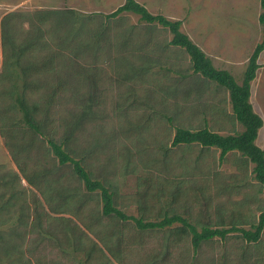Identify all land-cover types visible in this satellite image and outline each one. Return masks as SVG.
I'll list each match as a JSON object with an SVG mask.
<instances>
[{
  "label": "rangeland",
  "instance_id": "374dc122",
  "mask_svg": "<svg viewBox=\"0 0 264 264\" xmlns=\"http://www.w3.org/2000/svg\"><path fill=\"white\" fill-rule=\"evenodd\" d=\"M125 1L0 0V21L8 13L22 14L13 23L17 43L30 29L27 16L37 11L70 9L80 17L75 26L101 31L97 36L81 33L79 51L57 35L44 36L46 48L41 44L40 52L24 54L21 63L53 56L51 65L27 74V91L17 67L16 93L24 92L28 103L43 104L36 120L110 190L126 216L154 222L179 215L199 232L203 227L250 230L264 206V186L254 179L253 165L236 151L220 162L215 148L170 146L175 128L204 125L193 121V85L200 84L204 95L211 92L205 84L227 90L195 75L187 53L169 45L170 33L157 23L131 13L104 19ZM134 1L153 15L181 21V31L213 67L226 69L241 84L261 39L259 0ZM5 58L0 36V93L9 86L3 81ZM256 63L250 101L264 122V51ZM219 111L222 121L209 120L211 129H222L224 135L243 131L229 105ZM21 119L12 98L0 96V216H8L0 218V226L30 231L36 240L45 233L55 264H264V230L257 243L234 232L194 250L170 230L143 231L132 220L103 215L99 192H87ZM75 121L79 124L68 138L66 130ZM255 143L264 149V124ZM70 193L75 194L71 201ZM6 200L9 212H4Z\"/></svg>",
  "mask_w": 264,
  "mask_h": 264
},
{
  "label": "trees",
  "instance_id": "16d2710c",
  "mask_svg": "<svg viewBox=\"0 0 264 264\" xmlns=\"http://www.w3.org/2000/svg\"><path fill=\"white\" fill-rule=\"evenodd\" d=\"M259 3L261 12L258 16V23L261 27V39L254 47L249 57L242 82L239 85L235 82L230 73L213 67L211 60L181 31V21H171L162 15H153L142 4L134 0H126L113 12L103 17L105 20H113L123 13H131L139 16V20L146 23H157L170 33L171 39L168 44L180 47L187 53L191 63V71L194 74H200L228 91L233 115L236 121L243 127L241 133L237 135L221 136L209 131L207 128L190 130L177 127L175 128L170 146L176 147L178 145H190L194 143L202 149L206 148L205 150L215 148L219 150L220 162L223 161L229 152L236 151L244 157L246 161L248 160V163L250 162L253 165L252 173L254 179L264 186V149L258 147L255 143L258 131L263 126V121L261 117L253 111L249 101L251 82L254 80L256 71L259 67L256 61L260 53L264 51V0H259ZM21 17L22 14L12 12L4 15L0 21L2 52L4 56H6L3 61L4 70H2V72L6 73L3 81L7 80V83H9L7 87L8 90H3L0 96L8 99L12 98V103H14V106L17 107L21 113V120L37 137L46 141L60 166L68 165L87 192H99L102 201L103 215L112 216L122 221L132 220L136 226L143 231L170 230V232H173L176 236L179 235L180 241L189 240L194 250H197L202 242L211 241L216 237L224 239L228 234L234 232L240 233V236L247 243H257L259 241L264 230V206L259 212L257 222L251 225L250 230L236 226L215 229L203 227L200 232L179 215H172L171 217L165 216L159 221L146 222L141 218L126 216L117 209L113 200V194L110 190L101 182L93 180L80 160L73 158L60 142L48 136L44 129V122L36 120V116L40 113L39 107L43 104L35 102L28 103L24 92L16 93L17 86L15 84L17 80L21 79L17 74V67L21 69L23 75L22 79L24 80L22 88L25 90L27 86H29V83L25 81L28 73L33 71L41 73V70H45L47 66L51 65L53 56L48 57V61L46 57L41 62L35 64H30L28 62L21 63L24 54L29 51L37 50L40 52L42 49L41 44L43 48H46L42 42L44 36L57 35L67 45L74 47L73 49H75V51H79L78 47L81 44L77 42L78 36L82 34L97 36L101 31L92 33V31L87 30L88 27L85 28L84 25L75 26L80 20V17L73 10H44L37 11L27 16L28 21H30V29L23 33L24 38L22 42L17 43L16 37L18 34L14 31L13 23ZM91 17L92 16L86 17V20L90 21L92 19ZM46 23L49 25L48 27L45 26ZM60 33L62 35L61 37ZM58 81L61 84L59 79ZM50 101L51 100H48L47 103L49 104ZM46 105H44L45 110ZM78 122L79 121H75L74 124L70 123L69 130H66L68 138H71L74 134L73 126L75 128V124ZM65 140L68 141L66 138ZM73 195L75 194L70 193V195L67 196L69 197V201H71L70 198H72ZM79 205L80 204H78V206ZM78 209H80V206ZM76 248L77 246L73 247V249Z\"/></svg>",
  "mask_w": 264,
  "mask_h": 264
},
{
  "label": "crops",
  "instance_id": "0c3cea01",
  "mask_svg": "<svg viewBox=\"0 0 264 264\" xmlns=\"http://www.w3.org/2000/svg\"><path fill=\"white\" fill-rule=\"evenodd\" d=\"M195 82L201 83V81L198 82L197 79L193 81V83ZM211 85L205 84V91H211L209 95H206V93L204 95V93H202L203 89L201 90L200 84L193 85V121L204 124L202 128H207L211 132L217 133L221 136H229L231 134L224 135L222 129L213 130L207 125L209 120H212L213 122H218L220 120L222 121V114L219 111V108H222L224 104L229 105L231 108L229 94L225 92H219L218 88H216L213 84ZM251 94L252 92L250 86L249 101L251 99ZM4 203H6L4 212L11 211V209H9L8 200H6ZM44 213L43 218L45 217ZM2 217L8 218L7 215L0 216V218ZM39 227L40 225L37 224V228ZM43 230H45V228ZM40 235L42 237L37 238L36 240L35 238L31 237L32 233L30 231L24 232L23 230L14 228L12 225H1L0 264H55L52 253L53 249L48 247L46 234L40 232ZM49 239L51 240V234L49 235ZM4 243L6 244L3 246Z\"/></svg>",
  "mask_w": 264,
  "mask_h": 264
}]
</instances>
